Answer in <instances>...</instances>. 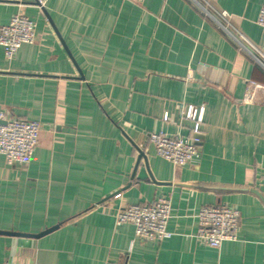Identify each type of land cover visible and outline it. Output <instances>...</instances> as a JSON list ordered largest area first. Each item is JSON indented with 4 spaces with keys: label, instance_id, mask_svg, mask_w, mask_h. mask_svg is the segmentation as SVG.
<instances>
[{
    "label": "crops",
    "instance_id": "obj_1",
    "mask_svg": "<svg viewBox=\"0 0 264 264\" xmlns=\"http://www.w3.org/2000/svg\"><path fill=\"white\" fill-rule=\"evenodd\" d=\"M263 6L0 0V27L36 24L12 60L0 46V113L41 126L27 165L0 154V264H264V68L235 41L264 52ZM188 105L205 106L199 156L175 167L149 138L190 137ZM159 198L170 239L116 224ZM223 205L241 213L237 240L199 244L197 214Z\"/></svg>",
    "mask_w": 264,
    "mask_h": 264
},
{
    "label": "built area",
    "instance_id": "obj_2",
    "mask_svg": "<svg viewBox=\"0 0 264 264\" xmlns=\"http://www.w3.org/2000/svg\"><path fill=\"white\" fill-rule=\"evenodd\" d=\"M196 1V0H193ZM44 8L45 0H36ZM224 22L230 23L227 12H219ZM257 24L264 30V6L260 10ZM36 24L22 14L12 17L9 25L0 27V46L5 56L12 60L24 44H33L36 40ZM235 41L240 48L248 52L264 68V52L250 43L244 36ZM246 43V44H245ZM248 45V46H247ZM255 88H260L254 84ZM184 118L193 124L190 137H170L164 133L150 134V143L156 153L175 167L191 163L199 156V143L202 124L205 117V106L188 105ZM41 126L38 122L9 118L0 113V154L11 165H27L37 146ZM172 205L167 198H159L153 204L130 205L116 213L118 226L131 224L135 227L136 237L144 242H163L172 237L168 231ZM198 231L196 241L211 248H220L227 241L237 240L241 213L228 206L203 207L197 214Z\"/></svg>",
    "mask_w": 264,
    "mask_h": 264
},
{
    "label": "water",
    "instance_id": "obj_3",
    "mask_svg": "<svg viewBox=\"0 0 264 264\" xmlns=\"http://www.w3.org/2000/svg\"><path fill=\"white\" fill-rule=\"evenodd\" d=\"M45 13H46V11H45ZM46 14H47V13H46ZM52 230H53V229L46 230L45 232H42L41 234L35 235L34 237H41V236H43V235H45V234L51 232Z\"/></svg>",
    "mask_w": 264,
    "mask_h": 264
}]
</instances>
